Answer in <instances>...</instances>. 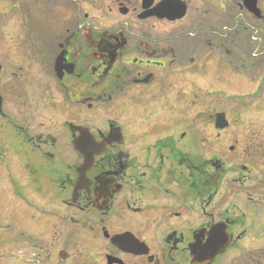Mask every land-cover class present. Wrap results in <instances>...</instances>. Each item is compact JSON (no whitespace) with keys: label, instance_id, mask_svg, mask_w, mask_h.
Segmentation results:
<instances>
[{"label":"flooded vegetation","instance_id":"1","mask_svg":"<svg viewBox=\"0 0 264 264\" xmlns=\"http://www.w3.org/2000/svg\"><path fill=\"white\" fill-rule=\"evenodd\" d=\"M33 1H43L44 8L30 5L31 0H11V13H0V55L7 56L0 62L8 69L0 78V114L6 115L11 101L31 109L37 104V112L39 106H52L58 113L59 131L28 133L23 128L21 135L35 156L60 164L61 169H50L59 191L56 199L63 194L56 204L65 208L57 207L68 215L74 233L87 234L89 243L81 246L85 252L68 264H196L191 263L189 245L195 237L205 245L213 229L228 243L210 264L229 253L254 226L246 214L234 212L237 178L227 177L219 152L216 158H205L204 149L193 158L188 133H178L171 117L153 118L156 112L149 108L163 94L171 107L175 88L183 99L188 82L179 77L195 70L204 74L210 59L223 58L230 67L238 55L264 54L253 52L254 45L264 48V40L257 43L253 36L255 27L264 34L261 0H256L260 18L242 0ZM6 27L12 35L4 46ZM25 27L33 28L26 30L27 37L21 33ZM30 40L48 42H41L34 57ZM57 58L60 71L55 69ZM45 75L54 91L46 86ZM195 87L197 93L203 89ZM258 91L264 93V87ZM70 124L84 128L92 156L81 182L77 168L83 156L71 144L80 134ZM143 125L149 126L143 130ZM233 149L228 146L236 153ZM249 195L243 205L247 201L250 206ZM27 206L40 209L35 203ZM55 209L40 213L54 219L59 216ZM20 232L31 241L24 229ZM121 235L116 244L113 237ZM38 242L28 246L32 254L24 258L26 264L70 259L66 252L61 257L63 249Z\"/></svg>","mask_w":264,"mask_h":264},{"label":"rangeland","instance_id":"2","mask_svg":"<svg viewBox=\"0 0 264 264\" xmlns=\"http://www.w3.org/2000/svg\"><path fill=\"white\" fill-rule=\"evenodd\" d=\"M7 1L11 2V0H0V13H11L9 11L12 8ZM27 1L13 0V3H26ZM28 3L30 5L39 4L36 6L40 10L44 8V6L41 7L43 1L37 3L31 0ZM260 5L264 9V0L260 1ZM259 13L256 16L260 18L262 13L260 11ZM10 20L12 22V19ZM66 20L63 19V21ZM34 27L37 28V25ZM19 28L16 24L14 25L15 31H19ZM6 29L7 31L3 33L6 40H1L4 46L9 44V37L12 35L11 28L6 27ZM32 29L21 28V33L25 34L26 30L32 31ZM33 34L34 37L37 35L35 32ZM253 36L255 42L263 41L262 28H253ZM239 39L243 40L241 37ZM30 41H33L34 57L41 42H48V40ZM254 48V53H264L263 47L254 45ZM262 56L264 54H257L256 57L251 58L238 55L236 64L234 61V66L230 67L227 66L225 59L220 58L218 71H215V68L219 61L210 59L207 61L204 74L201 75L195 70V72L190 71L186 76L179 77L182 81L188 82L183 99L181 92L175 88L171 107L166 104L168 96L163 94L154 97V103L151 105L154 108H149L150 111L156 112L153 118L159 120L161 117H171L173 126L177 125L178 133H188L190 136L189 149L193 158L202 153L204 149L205 158H216L215 156L220 153L221 160L226 161L227 177L233 175L237 178V184L241 186L237 187V208L234 212L238 215L240 212L246 214L249 220L253 219L254 226L249 233L247 232L237 241L229 253L219 257L212 264H229V260L230 264H264V227L258 226L260 223L264 225V93L258 91V86L264 87V59L251 67L253 59L258 60ZM0 57L7 56L0 55ZM0 64L4 69L2 73L0 72V78L6 77L8 69L4 68L2 61ZM34 69L38 71L39 68ZM45 81L46 86H50L54 91L52 87L54 83L51 79L46 76ZM196 84L203 87L199 93L196 91ZM51 93L54 94V92ZM194 93L196 95H193ZM10 104L13 106H9L10 110L6 115L0 114V264H24V258L29 255V251L30 255L32 254V249L28 246L35 241L53 244L63 249L70 259L62 264H68L77 253L85 252L86 249L81 246L89 243L87 234L74 233L72 224L68 223V217H66L68 215L60 213L57 207L59 205L65 208L61 204H56L58 200L63 199V194L56 199L59 191L53 182L54 174L50 169L51 167L61 169L60 164H56V161L48 163L35 156L30 152V146L24 142L21 135V132L25 131L23 128H26L28 133L38 132L41 129L53 133L59 131L60 118L56 110L49 108L52 106L45 105L42 108L39 106V112H37L35 108L37 104L32 109L24 108L21 103L15 104L11 101ZM221 111L225 112L229 121L228 127L223 130L214 126V115ZM3 112L5 113L4 109ZM148 126L143 125V130ZM203 138L206 143L203 142ZM229 145H233V151L236 153L228 150ZM25 164H29V168ZM251 185L253 189L244 188H250ZM38 187L42 189L39 190ZM46 191L48 193H45ZM249 192H251L249 195L251 204L247 205L246 201L243 205ZM27 202L30 205L31 203L39 204L40 209L36 210L35 206L28 207ZM247 206L249 210L246 211ZM54 207L59 213V216L54 219L40 213L42 210ZM195 216L191 213L190 218H195ZM22 229L29 234L31 241L28 240L26 234L21 235ZM72 244H77L78 250L72 247ZM55 260L58 263L56 255Z\"/></svg>","mask_w":264,"mask_h":264},{"label":"water","instance_id":"3","mask_svg":"<svg viewBox=\"0 0 264 264\" xmlns=\"http://www.w3.org/2000/svg\"><path fill=\"white\" fill-rule=\"evenodd\" d=\"M245 6L248 8L249 11L253 12L254 15H259V9L256 7V0H242ZM183 12L178 13L175 17H181ZM174 19V18H170ZM60 58L56 59L55 63V69L57 71H60ZM215 127L218 129H223L227 127L228 122L225 118V114L223 112H219L215 115ZM70 127L73 131H78L80 136L76 139H73L71 144L74 150L82 154L83 156V162L82 164L77 168V171L79 173V181H82V176H84V172L86 169L91 165L92 156L89 154V148L86 146L87 139L83 137V133H86L84 128L80 126H72L70 124ZM124 238V235L121 236H115L113 237V240L116 244H120V241ZM228 243V238L221 234L219 230L213 229L212 233L207 237V240L205 242V245H200L197 241V238H194V242H192L190 247V255H191V263L196 264H209L212 262V260L215 258L216 255L221 254L223 252V249L226 247ZM134 251V250H131ZM144 253V252H143ZM61 257H65V252H60Z\"/></svg>","mask_w":264,"mask_h":264},{"label":"trees","instance_id":"4","mask_svg":"<svg viewBox=\"0 0 264 264\" xmlns=\"http://www.w3.org/2000/svg\"><path fill=\"white\" fill-rule=\"evenodd\" d=\"M263 59L260 58L258 60H254V62L251 65L254 67L255 65L259 64Z\"/></svg>","mask_w":264,"mask_h":264}]
</instances>
